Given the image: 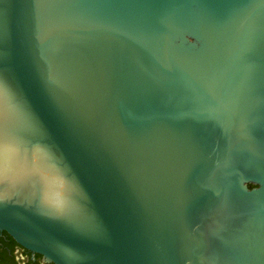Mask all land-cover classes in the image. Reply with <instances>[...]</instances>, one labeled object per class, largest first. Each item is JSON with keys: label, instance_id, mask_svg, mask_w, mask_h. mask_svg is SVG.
<instances>
[{"label": "water", "instance_id": "95a60500", "mask_svg": "<svg viewBox=\"0 0 264 264\" xmlns=\"http://www.w3.org/2000/svg\"><path fill=\"white\" fill-rule=\"evenodd\" d=\"M0 86L71 166L14 117L17 244L52 264H264V0H0Z\"/></svg>", "mask_w": 264, "mask_h": 264}, {"label": "snow or ice", "instance_id": "6c2138e0", "mask_svg": "<svg viewBox=\"0 0 264 264\" xmlns=\"http://www.w3.org/2000/svg\"><path fill=\"white\" fill-rule=\"evenodd\" d=\"M20 113H24L32 119L33 122L43 128L49 148L57 152L61 164L65 165L70 173L71 166L64 159L62 153L59 152L53 131L46 125L40 115L25 101L19 89L10 90L6 100L3 86H0V154H3L5 150H7L15 153L17 159H19L27 152V149L22 146L21 142L10 131L12 120ZM16 191L19 190L17 189Z\"/></svg>", "mask_w": 264, "mask_h": 264}, {"label": "flooded vegetation", "instance_id": "af4514ba", "mask_svg": "<svg viewBox=\"0 0 264 264\" xmlns=\"http://www.w3.org/2000/svg\"><path fill=\"white\" fill-rule=\"evenodd\" d=\"M0 264H52L37 253L17 244L5 231H0Z\"/></svg>", "mask_w": 264, "mask_h": 264}]
</instances>
